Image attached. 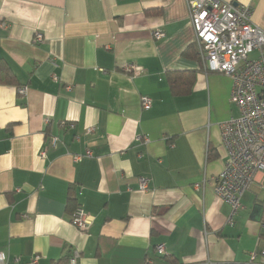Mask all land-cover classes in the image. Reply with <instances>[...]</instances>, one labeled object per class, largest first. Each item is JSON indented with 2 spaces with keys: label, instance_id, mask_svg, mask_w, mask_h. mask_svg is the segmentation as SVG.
I'll return each instance as SVG.
<instances>
[{
  "label": "crops",
  "instance_id": "1",
  "mask_svg": "<svg viewBox=\"0 0 264 264\" xmlns=\"http://www.w3.org/2000/svg\"><path fill=\"white\" fill-rule=\"evenodd\" d=\"M226 1L251 6L264 30V0ZM193 46L186 0H0V72L11 78L0 83L7 264L76 252L78 264H264L250 260L264 251V172L229 224L214 178L228 160L220 124L239 110L232 79L207 72L185 53ZM171 72L194 74L189 94L172 91ZM79 206L92 220L84 231L70 220Z\"/></svg>",
  "mask_w": 264,
  "mask_h": 264
},
{
  "label": "built area",
  "instance_id": "2",
  "mask_svg": "<svg viewBox=\"0 0 264 264\" xmlns=\"http://www.w3.org/2000/svg\"><path fill=\"white\" fill-rule=\"evenodd\" d=\"M189 18L194 30V44L207 72L223 73L232 79L230 103L239 110L220 124L222 143L228 151V160L223 170L214 178L216 195L231 206L228 223L234 224L235 215L242 207L244 193L264 172V30L251 21V6L234 4L226 0H186ZM3 26L9 27L4 21ZM158 40L165 36L161 30L153 33ZM36 44L44 42L41 33L35 35ZM256 52V56L249 55ZM126 70L140 74L141 67L128 64ZM71 89V86L67 87ZM20 94L27 93V87L19 88ZM152 99L144 97L142 106L149 109ZM67 122L61 126L67 127ZM75 127L74 122L69 124ZM92 132L93 128L87 129ZM149 142V139H146ZM57 138L53 139V143ZM41 156L45 157L43 151ZM84 155H76L80 159ZM86 157H92L88 150ZM198 186V185H197ZM140 188L149 189V179L140 178ZM71 223L79 230H87L91 217L79 206L71 215ZM165 253L163 244L156 247ZM264 251H252L250 260L254 262ZM79 254L74 253L69 264H78ZM38 258L32 262L36 264ZM8 263V255L0 249V264Z\"/></svg>",
  "mask_w": 264,
  "mask_h": 264
},
{
  "label": "trees",
  "instance_id": "3",
  "mask_svg": "<svg viewBox=\"0 0 264 264\" xmlns=\"http://www.w3.org/2000/svg\"><path fill=\"white\" fill-rule=\"evenodd\" d=\"M194 50L192 52L189 51V48L185 50V53H188L192 58L201 60L200 53L194 44L193 46ZM5 71H9L7 67L1 68ZM170 77V83H171V89L172 91L177 95H187L191 92V88L194 81V74L192 72H171ZM10 76L8 73H1L0 72V83L7 82L10 80ZM71 204L73 199H70ZM77 208H75L72 212H74ZM71 257V254L68 256V258H63L59 262L55 264H69V259Z\"/></svg>",
  "mask_w": 264,
  "mask_h": 264
},
{
  "label": "rangeland",
  "instance_id": "4",
  "mask_svg": "<svg viewBox=\"0 0 264 264\" xmlns=\"http://www.w3.org/2000/svg\"><path fill=\"white\" fill-rule=\"evenodd\" d=\"M256 52H253V53H251L249 56L251 57V58H254L255 56H256Z\"/></svg>",
  "mask_w": 264,
  "mask_h": 264
}]
</instances>
